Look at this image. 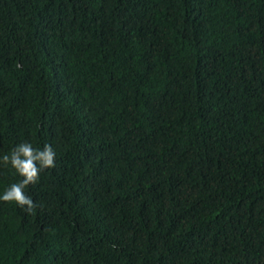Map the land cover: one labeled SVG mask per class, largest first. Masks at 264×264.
I'll use <instances>...</instances> for the list:
<instances>
[{"label":"trees","instance_id":"trees-1","mask_svg":"<svg viewBox=\"0 0 264 264\" xmlns=\"http://www.w3.org/2000/svg\"><path fill=\"white\" fill-rule=\"evenodd\" d=\"M21 141L56 165L0 202V264H264V0H0Z\"/></svg>","mask_w":264,"mask_h":264},{"label":"clouds","instance_id":"clouds-1","mask_svg":"<svg viewBox=\"0 0 264 264\" xmlns=\"http://www.w3.org/2000/svg\"><path fill=\"white\" fill-rule=\"evenodd\" d=\"M56 159V150L47 143L39 147L21 141L10 152L0 153V166H10L21 177L0 191V202L14 203L21 210L32 213L37 205L26 189L35 186L41 172L54 168Z\"/></svg>","mask_w":264,"mask_h":264}]
</instances>
